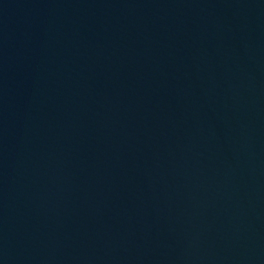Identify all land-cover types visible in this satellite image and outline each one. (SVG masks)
<instances>
[{"label":"water","instance_id":"95a60500","mask_svg":"<svg viewBox=\"0 0 264 264\" xmlns=\"http://www.w3.org/2000/svg\"><path fill=\"white\" fill-rule=\"evenodd\" d=\"M0 264H264V0H0Z\"/></svg>","mask_w":264,"mask_h":264}]
</instances>
